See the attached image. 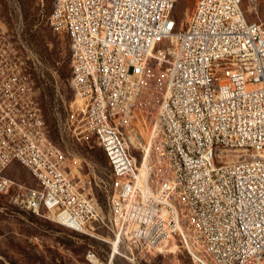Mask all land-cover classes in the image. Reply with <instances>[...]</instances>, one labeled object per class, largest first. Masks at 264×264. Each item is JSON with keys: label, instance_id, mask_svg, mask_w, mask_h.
Instances as JSON below:
<instances>
[{"label": "built area", "instance_id": "2783aa9c", "mask_svg": "<svg viewBox=\"0 0 264 264\" xmlns=\"http://www.w3.org/2000/svg\"><path fill=\"white\" fill-rule=\"evenodd\" d=\"M177 1L53 0L48 22L70 50L65 124L108 157L106 210L49 139L27 65L15 49L0 57V199L147 253L175 244L195 264H264V0H193L182 25ZM153 60L167 63L166 90L146 143ZM14 162L37 186L6 173Z\"/></svg>", "mask_w": 264, "mask_h": 264}, {"label": "rangeland", "instance_id": "374dc122", "mask_svg": "<svg viewBox=\"0 0 264 264\" xmlns=\"http://www.w3.org/2000/svg\"><path fill=\"white\" fill-rule=\"evenodd\" d=\"M50 10L51 0H0V57H12L11 51L15 49L27 65L36 83L49 139L64 152L67 171L77 181L79 176L85 179L87 189L92 182L93 193L101 196L106 210L107 196L103 190L110 168L103 151L93 137L77 139L65 124L67 107L74 97L70 86L71 67L70 63L66 67L67 80L61 78L58 68L68 58L69 40L51 28ZM192 10L193 0L177 1L174 15L180 25L187 23ZM166 66L167 63L158 66L153 60L140 92L139 131L146 143L166 90ZM131 147L141 161L142 150ZM6 173L27 186H37L30 171L17 162L12 163ZM99 233L108 241L0 199V264H195L188 252L178 245L174 250L175 244L169 246L168 251L147 253L128 241L119 242V253L111 259L112 242L119 238L103 228Z\"/></svg>", "mask_w": 264, "mask_h": 264}, {"label": "trees", "instance_id": "16d2710c", "mask_svg": "<svg viewBox=\"0 0 264 264\" xmlns=\"http://www.w3.org/2000/svg\"><path fill=\"white\" fill-rule=\"evenodd\" d=\"M52 3H53V0H51V10H52ZM51 10H50V13H51ZM70 63V50H69V55H68V58L64 59L63 60V64H62V67H59V72H60V76L63 80H67L69 78V74L68 72L66 71V67L67 65ZM47 95V94H46ZM102 151H103V154H104V157H105V161L107 163V166H109V161H108V157L105 153V151L100 148ZM110 168V166H109ZM98 199L100 200V202L102 201V198L100 195H97Z\"/></svg>", "mask_w": 264, "mask_h": 264}, {"label": "bare ground", "instance_id": "6f19581e", "mask_svg": "<svg viewBox=\"0 0 264 264\" xmlns=\"http://www.w3.org/2000/svg\"><path fill=\"white\" fill-rule=\"evenodd\" d=\"M151 142H152V138H151ZM144 171H145V167L143 166V167L141 168V172H144ZM119 242H120L119 239L114 240V241L112 242V253H111V259H113V258L116 256V254L119 253ZM176 247H177V245H173V246H172L173 250H174ZM173 250H172V251H173ZM111 262H112V260H111Z\"/></svg>", "mask_w": 264, "mask_h": 264}]
</instances>
